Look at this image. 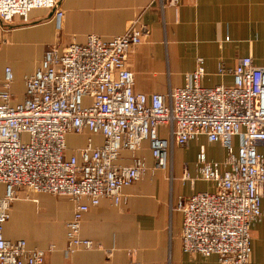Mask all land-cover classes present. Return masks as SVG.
<instances>
[{
    "label": "built area",
    "instance_id": "obj_1",
    "mask_svg": "<svg viewBox=\"0 0 264 264\" xmlns=\"http://www.w3.org/2000/svg\"><path fill=\"white\" fill-rule=\"evenodd\" d=\"M34 8L53 9L56 27L62 28L65 12L59 0H0V16L6 21L15 15L28 20ZM145 35L131 24L111 39L89 34L84 43L73 41L61 52L49 47L40 66L25 78L24 100L17 104L10 103L14 74L5 68L0 90V264H47L44 250L28 249L25 239L5 236L18 189L71 199L75 209L67 222L68 249L93 248L95 243L81 236L83 217L103 198L120 205L124 189L145 178L149 167L136 156L143 142L149 141L155 169H166L172 145L185 146L199 135L224 145L227 168L208 161L204 151L199 154L201 176L214 181L216 189L178 199L183 250L216 255L220 264H262L253 259L251 227L264 219V66L242 56L232 85L206 87L201 84L204 59L199 58L182 86L165 94L138 92L127 60ZM161 126L167 127L168 137L159 134ZM85 129L103 135V144L89 143L67 156V134ZM123 150L132 154V164H116Z\"/></svg>",
    "mask_w": 264,
    "mask_h": 264
},
{
    "label": "crops",
    "instance_id": "obj_2",
    "mask_svg": "<svg viewBox=\"0 0 264 264\" xmlns=\"http://www.w3.org/2000/svg\"><path fill=\"white\" fill-rule=\"evenodd\" d=\"M60 6L65 12L61 34L50 8L33 9L28 23L18 17L12 23L0 19V89L5 68L11 66V104L24 100L25 78L40 66L50 43L58 41L61 52L73 41L84 43L89 34L111 39L131 24L146 34L127 60L138 92L165 94L182 86L199 58L204 59L201 84L206 87L232 85L233 70L242 56L264 66V0H60ZM159 134L168 137L167 127L161 126ZM66 142L70 156L89 143L102 145L104 136L85 129L81 134L68 133ZM201 151L211 162L224 165L228 158L220 141L210 143L199 135L185 146L174 143L168 167L155 169L149 141H144L136 156L149 167L145 178L124 189L120 205L103 198L83 217L81 236L91 239L93 248L68 249L66 224L75 209L71 199L23 189L12 203L5 236L25 239L28 249L44 250L47 264H174V249L180 246L184 252L183 213L175 208L178 199L216 189L214 181L201 177ZM133 161L132 154L123 150L116 164ZM251 233L253 259L264 264V219L253 222ZM184 253L179 264H220L216 255Z\"/></svg>",
    "mask_w": 264,
    "mask_h": 264
},
{
    "label": "rangeland",
    "instance_id": "obj_3",
    "mask_svg": "<svg viewBox=\"0 0 264 264\" xmlns=\"http://www.w3.org/2000/svg\"><path fill=\"white\" fill-rule=\"evenodd\" d=\"M59 3H60V0H59ZM62 8V7H61ZM35 9V8H34ZM63 9V8H62ZM54 11V10H53ZM16 17H18V18H21V21H22V23H28L29 21H30V14H29V18H28V20H25L24 19V17L23 16H20V15H15L11 20H9V21H6V20H4L1 16H0V19L2 20V22H7V23H12L13 21H14V19L16 18ZM64 17H65V13H64ZM53 20H54V23H55V28H56V32H57V34H61V32L63 31V28H64V21H63V26H62V28L61 29H57V27H56V22H55V13H53ZM130 27V26H129ZM53 44V45H52ZM49 47H56V48H58V41L56 42V44L55 43H50V45L48 46V48ZM47 48V49H48ZM47 49H46V51H47ZM46 51H45V53H46ZM45 55V54H44ZM27 65H32V63H29V64H25V66H24V68L25 69H28L29 68V66L27 67ZM9 67H11V66H9ZM12 69V68H11ZM13 71V70H12ZM4 83H5V80H4V82H3V85H2V88L0 89V90H3V88H4ZM10 89H11V85H10ZM76 143V142H75ZM202 177V176H201ZM21 190L23 189V190H25L26 192H31V193H39V192H35V191H33V190H31V189H26V188H20ZM19 189H18V193H17V198H18V196H19ZM197 193V192H196ZM14 202V201H13ZM12 202V203H13ZM11 206H12V204H11ZM10 206V207H11ZM66 226H67V224H66ZM173 258H174V264H175V262L177 261V263L179 264V262H181V261H183V260H185V258H186V255H185V253L182 251V248L180 247V246H177L175 249H174V251H173Z\"/></svg>",
    "mask_w": 264,
    "mask_h": 264
}]
</instances>
